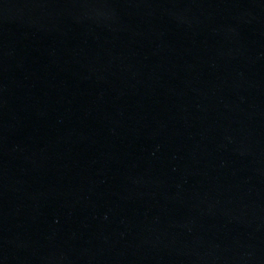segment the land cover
<instances>
[{
  "label": "water",
  "instance_id": "water-1",
  "mask_svg": "<svg viewBox=\"0 0 264 264\" xmlns=\"http://www.w3.org/2000/svg\"><path fill=\"white\" fill-rule=\"evenodd\" d=\"M0 264H264V0H0Z\"/></svg>",
  "mask_w": 264,
  "mask_h": 264
}]
</instances>
